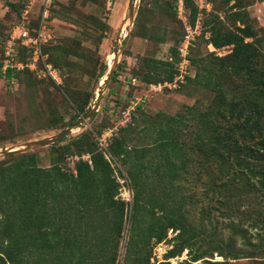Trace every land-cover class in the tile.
I'll use <instances>...</instances> for the list:
<instances>
[{
  "label": "trees",
  "instance_id": "obj_1",
  "mask_svg": "<svg viewBox=\"0 0 264 264\" xmlns=\"http://www.w3.org/2000/svg\"><path fill=\"white\" fill-rule=\"evenodd\" d=\"M214 2L204 1L210 6L206 11L198 9L192 0H183L191 26L199 15L196 38L203 39L204 46L228 50L221 56L209 52L192 57L193 47L190 49L193 76L185 77L175 89L162 91L182 92L185 85L200 84L205 96L194 99L183 113L147 122L140 132L148 143L137 145L133 137H113L107 149L101 150L97 140L102 129L96 128L66 143L61 140L49 145L47 167L38 166L31 152L0 159V264H117L127 212L121 264H149L152 247L165 240L168 230L176 234L165 260L185 250L188 259L180 264H229L239 259L264 264V28L248 15V0H216L218 6ZM174 3L155 0L137 9L135 25L145 26L148 17L151 22L154 12L161 15L139 38L164 44L165 33L173 23L182 32L173 40L167 60L136 58L131 78L145 86L171 82L176 73V47L183 27L176 19ZM12 9L18 17L19 10ZM36 17L31 11L32 26ZM108 29L107 23H99L96 48ZM61 42L42 50L65 82L68 74L59 62V53L68 51V55L73 47L69 49ZM24 57L25 51L20 50L19 60ZM1 60L2 48L0 66ZM97 70L100 79L106 66L100 64ZM20 73L33 76L26 69L6 68L0 70V77L9 82ZM116 75L114 70L111 79ZM40 81L60 88L49 80ZM88 96L70 99L74 109L70 122L85 115ZM54 117L51 114L49 123L57 128L62 121ZM120 131L124 135L130 131L129 125ZM184 134H191L189 145ZM130 140L135 143L128 146ZM66 157L77 158L70 169H65ZM114 161L125 171L129 203L118 197L120 185L111 167ZM202 176L208 180L200 182ZM193 181L201 184L200 195L207 201V210L198 212V225L204 220L208 225L201 232L191 212ZM232 206L237 207L235 216L229 213ZM212 208L227 221L211 219ZM234 218L239 223L232 224ZM245 222L254 232L253 238L242 227ZM223 230L228 231L224 244L220 238H213ZM236 238L240 245H236ZM214 253L222 261H211Z\"/></svg>",
  "mask_w": 264,
  "mask_h": 264
},
{
  "label": "rangeland",
  "instance_id": "obj_2",
  "mask_svg": "<svg viewBox=\"0 0 264 264\" xmlns=\"http://www.w3.org/2000/svg\"><path fill=\"white\" fill-rule=\"evenodd\" d=\"M127 1L113 0L110 3L109 0H58V10L49 24V28L55 42H65L69 49L73 47L71 53L68 55H66L68 51L59 53L61 56L59 62L65 73L68 74L67 79L59 89H55L54 87L51 88L46 81L37 79L33 73V76H29L27 73H20L9 82L0 77V151L9 148H19L27 141L50 137L68 128L78 117L84 116L81 114L74 121L70 122L74 113L70 99L75 98L79 100L86 93L89 96L88 103L83 109L84 114H87L95 104L96 95L101 93L94 117L72 128L61 139L63 140L62 144L85 131L90 132L92 129L100 128L102 129L101 135H104L105 138L103 143L97 140L98 148L101 150L107 149L113 137L120 138L124 136L125 139L133 137L137 145L148 143V140L142 137L143 133L140 132L143 126L147 125V122L156 121L160 116L171 117L178 113H183L185 107L190 106L194 102V99H201L205 96V89L200 84H195L192 87L185 85L182 87V92H178L177 90L162 91L163 88L158 91L157 89L150 88L149 85L145 86L139 79H132L131 70L135 67V61L138 56L151 57L160 61L167 60L169 48L174 44L173 40L180 36L182 32L181 29L179 30L178 24L173 23L168 26L170 30H167L165 33L166 42L164 44H152L139 38L140 35L147 33V29L151 24L155 25V19L161 15L154 12V10L151 22H149L148 17L144 23L145 26L135 25L134 20L132 25H130L128 24V20H126ZM154 1L136 0L133 7L134 19L137 16L138 7L144 6L145 2L150 5ZM192 1L196 7L205 4V0ZM214 1V5L218 6L216 0ZM248 1L250 4L246 8L248 15L255 19L258 26L264 28V0ZM25 3V0H0V50L5 41L3 39L7 37L6 35L9 33L10 27L17 23L19 17L16 15L17 11L12 8H17L21 13L23 9L22 5ZM37 4L38 2L30 8L32 16L37 13ZM209 9L210 6L208 5L206 11ZM187 15L188 12L186 10L185 16L187 17ZM98 22L100 24L107 23L109 29L105 32L104 39L101 40L99 48H96L95 40L98 37ZM123 22L124 25H122ZM121 25L123 29L121 27V32L117 36V31ZM159 25L161 28L162 22ZM135 26L141 28L135 29ZM126 34L127 36H125ZM117 38V50L119 53L115 68L117 75L113 80L110 77L108 83L104 85L102 83L105 76L101 79L96 77L97 67L100 64H104L106 69L109 67L113 59L112 51ZM227 50L226 48L224 49L225 54ZM206 53H209V51L204 46V40L195 37L191 52L192 57ZM192 76L193 72H190L188 77L191 78ZM124 96L125 98H123ZM134 98H139L140 101L133 110H130V102L135 101ZM201 107L203 106H199V108ZM127 109L129 110L127 111ZM127 112H129L128 116L126 115ZM51 114L55 115L54 118L60 117L62 125H59L57 128L50 126L49 120ZM126 125H129L130 131L123 135L120 129L126 127ZM183 139L189 145L191 143V134H184ZM134 143V141L130 140L128 146ZM28 152L35 155L38 166H49V146L39 147ZM73 160H75L73 157L65 158V169L72 168ZM111 167L114 168L113 175L120 185L118 197L129 203L131 201V193L127 187L128 182L125 180V171L116 161L111 164ZM119 173L122 176H119ZM207 180V176H202L199 181L205 182ZM193 182L195 183L194 187H189L191 200L194 201V207L191 209V212L201 232L202 227L208 225L207 220L198 225V212L200 210H207V201L200 195L202 192L201 184L197 181ZM235 208L237 207L232 206L231 210L229 209V213L233 216H235L233 211ZM238 210L236 211L238 212ZM225 212L228 213V211ZM209 215L211 219H218L220 223L221 221H227L213 208L210 210ZM237 223H239V220L234 218L232 224ZM246 224V222L242 224V227L246 228L250 233V238H253L254 232L248 229ZM127 228L128 212L125 215L122 226V238L119 240L117 249V264H121L125 255L124 243L126 238L124 236L127 235ZM175 234L171 230H168L165 240L152 247L149 264H162L166 261L169 264H180L188 259L184 250L179 256L165 260L164 255L171 248V239ZM227 237L228 231L224 230L220 234L216 233L213 236L215 240H219L220 238L223 244ZM235 243L236 245H240L241 241L236 238ZM210 260L222 261V258L214 253ZM197 263L200 264L199 262ZM126 264H129V262ZM229 264H252V262L247 259H239L231 260Z\"/></svg>",
  "mask_w": 264,
  "mask_h": 264
},
{
  "label": "built area",
  "instance_id": "obj_3",
  "mask_svg": "<svg viewBox=\"0 0 264 264\" xmlns=\"http://www.w3.org/2000/svg\"><path fill=\"white\" fill-rule=\"evenodd\" d=\"M38 2L36 23L32 26L30 19V8ZM58 0H28L23 5V9L19 14L17 23L10 27L9 33L4 41L2 47V60L0 70L4 71L6 68L20 71L26 69L33 73L37 79H46L59 87L63 83V78L59 71L47 61V55L43 52L42 47L55 43V39L49 28V24L53 20V12L57 10ZM198 9L207 10L208 5H199ZM175 16L183 27V35L181 36L176 47V73L171 82H164L162 84L149 85L152 89L158 91L162 88L175 89L179 84H182L185 77L189 76L190 63L189 53L193 47V41L199 34L200 23L199 15L196 18L193 26L188 23L185 16V7L183 0H175L174 3ZM208 51L217 56L225 54L224 49H214L211 45L206 46ZM227 49V48H226ZM25 51V57L19 60V51ZM135 101L130 102L129 109L133 108L139 103V98H134ZM127 109V111L129 110ZM129 115V112L126 113ZM127 120V119H126ZM100 143L105 141L104 135L98 139ZM76 160L77 158L74 157Z\"/></svg>",
  "mask_w": 264,
  "mask_h": 264
},
{
  "label": "water",
  "instance_id": "obj_4",
  "mask_svg": "<svg viewBox=\"0 0 264 264\" xmlns=\"http://www.w3.org/2000/svg\"><path fill=\"white\" fill-rule=\"evenodd\" d=\"M135 1L136 0H128L127 1L126 20H128V24H130V25H132L133 20H134L133 7H134ZM123 24H124V22H123ZM122 25L120 26L119 30L117 31V36H119V34L121 32L120 29H121ZM125 36H127V34ZM117 44H118V38L115 41L113 51H112L113 59L109 65V67L106 69L105 74L101 77V78H103L105 76L104 81L102 83L104 85L108 83L110 77L112 76V74L116 68L117 57L119 55L118 50H117ZM100 97H101V93L97 94L96 99H95L96 100L95 104L89 110V112L82 117H78L68 128L63 129L62 131H60V132H58V133H56L50 137H46V138H42V139H38V140L27 141V142L23 143L19 148L4 149V150L0 151V158L10 156V155H14L17 153H26L30 150H33V149H36L39 147H43V146H49V145H52V144L59 142L62 138H64L72 130V128H74L77 125L81 124L82 122H85L86 120H89L92 118V116L94 115V113L96 111V108L98 107V102L100 100Z\"/></svg>",
  "mask_w": 264,
  "mask_h": 264
},
{
  "label": "bare ground",
  "instance_id": "obj_5",
  "mask_svg": "<svg viewBox=\"0 0 264 264\" xmlns=\"http://www.w3.org/2000/svg\"><path fill=\"white\" fill-rule=\"evenodd\" d=\"M125 22V21H124ZM124 25V24H123ZM122 29H123V27H122Z\"/></svg>",
  "mask_w": 264,
  "mask_h": 264
}]
</instances>
